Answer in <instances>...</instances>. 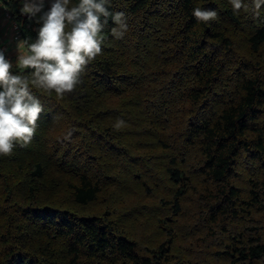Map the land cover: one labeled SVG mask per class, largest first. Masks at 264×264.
<instances>
[{
	"label": "trees",
	"instance_id": "trees-1",
	"mask_svg": "<svg viewBox=\"0 0 264 264\" xmlns=\"http://www.w3.org/2000/svg\"><path fill=\"white\" fill-rule=\"evenodd\" d=\"M4 4L27 48L47 9ZM108 7L124 35L109 16L71 92L30 85L34 137L0 155V264H264V7Z\"/></svg>",
	"mask_w": 264,
	"mask_h": 264
},
{
	"label": "clouds",
	"instance_id": "clouds-1",
	"mask_svg": "<svg viewBox=\"0 0 264 264\" xmlns=\"http://www.w3.org/2000/svg\"><path fill=\"white\" fill-rule=\"evenodd\" d=\"M230 2L233 11L247 10L249 6V0ZM109 3L110 0H51V7L40 16L43 22L37 38L27 45V52L20 50L16 62V67L31 69L30 72L11 71L12 62L0 50V155H10L15 147L26 146L34 137L43 105L30 85L54 90L58 95L71 92L85 66L102 52L103 29L109 16L114 22L113 35H124L128 28L124 13L111 12ZM251 3L259 15L264 0ZM43 8L44 0H22L20 10L35 17ZM217 14L216 9H192L197 22H209ZM123 123L118 118L115 127Z\"/></svg>",
	"mask_w": 264,
	"mask_h": 264
},
{
	"label": "rangeland",
	"instance_id": "rangeland-1",
	"mask_svg": "<svg viewBox=\"0 0 264 264\" xmlns=\"http://www.w3.org/2000/svg\"><path fill=\"white\" fill-rule=\"evenodd\" d=\"M19 2L22 4V0H19ZM51 7V0H44V8L43 9H49ZM2 19L5 20V13L2 9V6H1V3H0V20H1V23H2ZM0 23V24H1ZM7 23V21H6ZM7 29H6V26L5 27H2L0 25V39L6 43H10L9 45V57H10V61L12 62L13 64V67L15 68H20V67H16V62L18 60V57L20 55V50L23 51V52H27L28 49L26 48V45L24 43V41H19L18 43H12L9 38H10V31H11V27L10 25L7 23ZM22 42L21 44V49H19L18 45L19 43ZM57 128L53 127L52 130H56ZM53 173H51V175L49 177H53L54 175H52ZM129 197H136L137 199H140V196L138 195L137 192L135 191H129ZM119 200H121V198H118ZM105 201H103V197L101 198V202L100 203H104Z\"/></svg>",
	"mask_w": 264,
	"mask_h": 264
},
{
	"label": "built area",
	"instance_id": "built-area-1",
	"mask_svg": "<svg viewBox=\"0 0 264 264\" xmlns=\"http://www.w3.org/2000/svg\"><path fill=\"white\" fill-rule=\"evenodd\" d=\"M1 6H2V9L5 13V18L10 22V27H11L10 32L11 33H10L9 40L12 43H18L19 41H22L23 39H22V33L20 30V27L18 26L16 21L12 18V15L8 11V9L6 8V6L4 4V0H2ZM9 45H10V43H6L0 39V50H2L5 53L7 59H10V57L8 55L10 52L9 51L10 50Z\"/></svg>",
	"mask_w": 264,
	"mask_h": 264
},
{
	"label": "crops",
	"instance_id": "crops-1",
	"mask_svg": "<svg viewBox=\"0 0 264 264\" xmlns=\"http://www.w3.org/2000/svg\"><path fill=\"white\" fill-rule=\"evenodd\" d=\"M6 21H7V23L10 25V22L5 18V20L4 19H2V23H1V20H0V25L2 26V27H5L6 26V29H7V23H6Z\"/></svg>",
	"mask_w": 264,
	"mask_h": 264
}]
</instances>
